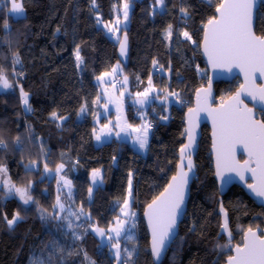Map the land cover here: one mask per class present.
I'll list each match as a JSON object with an SVG mask.
<instances>
[{"label":"trees","instance_id":"trees-1","mask_svg":"<svg viewBox=\"0 0 264 264\" xmlns=\"http://www.w3.org/2000/svg\"><path fill=\"white\" fill-rule=\"evenodd\" d=\"M8 2L0 0V75L11 83L10 90L0 92V168L6 169L14 186L29 187L32 203L25 206L0 190V264H116L86 223L108 228L127 197L131 178V206L132 210L139 206L140 216L137 247L121 264H154L141 215L175 174L185 142L186 110L174 108L173 120L156 127L145 154L115 138L98 146L94 120L100 105L99 79L119 65L128 88L140 93L156 60L169 71L170 90L192 106L195 91L208 75L199 51L202 30L222 0H164L160 9L156 0H21L25 14L18 19L8 13ZM125 3L138 7L130 12L131 24L119 32L115 43L97 24L98 16L101 22H111ZM254 29L264 36V1ZM123 36L129 45L125 63L117 56ZM163 84L162 79L160 90ZM239 86L238 79L216 83L215 104ZM19 88L28 94L29 113L22 110ZM133 96L130 92L126 99ZM125 110L130 124L140 122L133 106ZM256 115L264 121V114ZM200 139L186 216L161 264H223L233 247L241 245L244 232L263 225L264 209L242 189L233 185L220 195L208 127H202ZM60 165L59 175L74 187L69 199L62 196L60 185L58 191V177L45 176L44 170L55 173ZM95 170L101 171L102 182L90 200V173ZM221 206L228 216L230 238L221 232ZM16 213L21 219L9 228L5 216L11 219Z\"/></svg>","mask_w":264,"mask_h":264},{"label":"snow or ice","instance_id":"snow-or-ice-1","mask_svg":"<svg viewBox=\"0 0 264 264\" xmlns=\"http://www.w3.org/2000/svg\"><path fill=\"white\" fill-rule=\"evenodd\" d=\"M164 0H156V3L163 4ZM128 3L124 4V18L128 17ZM182 12H186L185 9H181ZM12 12L23 13L22 4L12 2ZM218 16L210 18L205 25L204 31V51L208 55L209 61L214 66H225L235 63L241 67L244 71L245 68H250L253 71L257 67H260L261 74L264 75V36H256L252 30V14H253V0H222L216 8ZM119 23V21H117ZM7 27V25H5ZM105 27H108L105 25ZM171 25H169L168 34L171 35ZM114 31L113 29H109ZM183 35L187 39H191V36L187 32ZM120 50L123 54L126 50L127 37L120 40ZM76 59L80 62L81 57L77 51ZM18 62V59H17ZM155 63V61H154ZM117 71V69H113ZM127 79V78H125ZM247 80V74H246ZM0 83L4 88H9L11 85L8 81L0 75ZM151 85V80H149ZM241 90L245 91L247 95L251 96L253 100L257 99V93L252 90H248L245 85H241ZM147 99L149 95V89H146L144 93H138ZM259 100L264 102V88L259 89ZM199 98V93H198ZM22 102L28 104V94L21 89ZM234 103L227 106L223 110L217 113L214 120V127L218 122L219 124V141L221 147L217 150V167L218 169L223 166L230 170L237 171V174L244 179L243 174L239 171L241 167L244 170L251 171L253 179L257 180L256 185H249L257 196H264V121H259L253 118L252 109L243 105V101L240 99V92L233 98ZM144 101L141 100L140 103ZM84 109L82 108L81 111ZM191 111V110H190ZM264 111V107L261 108ZM52 117L56 118V113H52ZM107 127V125H105ZM148 125L144 126L143 134L138 137V141L141 148H144L147 144V130ZM216 132H214V136ZM96 139L99 140L100 136L97 135ZM194 139L191 131H189V145ZM242 143L249 152L250 160L245 161L243 166H240L235 161L234 155L231 151V145L233 143ZM214 141V146H215ZM0 145H3V141L0 140ZM184 152V149L181 150ZM255 157V168H250L249 165L252 162L251 157ZM183 155L181 159L183 160ZM63 165H60L57 169L59 171ZM187 167L189 170L193 167L191 158L189 156ZM47 169V165H45ZM0 171H6V169H0ZM98 170L93 173V182L95 183L98 176ZM173 183H170L160 197L153 200L148 205L149 211L145 212V215L149 218V225L152 228L153 245L152 253L154 256L159 257L161 249L164 246V240L167 237L170 229L175 224L176 210L180 207L183 201V187L187 183V173L183 171V164L181 165V171L177 176L172 178ZM13 187H15L13 185ZM129 187H131V181H129ZM171 190V191H170ZM16 193L20 199L25 203H29L32 200V196L28 194V190L15 188ZM91 193V189H89ZM163 198V199H161ZM59 204V197L57 198ZM128 202L125 201L124 208L121 211L124 215H128L125 211ZM62 208L63 205H60ZM223 210V209H222ZM134 215V213L132 214ZM7 224L11 228L19 219H21L19 213H16L11 219H7ZM125 221H121L117 218V224L115 228L110 229V232H115V238H118L124 229ZM227 230V222L223 225ZM100 235H104L103 229H96ZM230 235V233H229ZM131 239V237H127ZM109 239H114L109 237ZM117 249L116 255L120 256L119 240L112 245ZM227 247V245H225ZM127 251V250H125ZM131 256V253H128ZM227 264H264V233L257 235L251 228L244 237L243 247L237 246L235 248V255L228 256Z\"/></svg>","mask_w":264,"mask_h":264},{"label":"water","instance_id":"water-1","mask_svg":"<svg viewBox=\"0 0 264 264\" xmlns=\"http://www.w3.org/2000/svg\"><path fill=\"white\" fill-rule=\"evenodd\" d=\"M262 2H263L262 0H253L252 30L254 34H255L254 28L256 23V13L260 8ZM214 16H218V13L216 11ZM205 25L202 30L203 34H202L199 51L201 52L202 61L205 63L206 71L208 74L207 80L203 87L195 91L193 95L194 97L191 108L184 112L183 118H184V128H185V138H184L185 142L184 145L180 147L178 152V159H177L178 163L175 168V174L168 181L166 188L170 183H173L172 178L174 176H177L178 173L181 171L182 164H183V171L187 173V183L183 187V201L180 204V207L176 210L175 224L170 229L167 237L164 240V246L161 249V254L159 257L154 256L152 253V245H153L152 228L149 225L148 216L145 215V212L149 211L148 205L151 204L153 201L147 204V206H145L141 215L143 225L147 233V237L149 238L148 248L150 252V257L154 264H161L162 261L165 259L164 257L166 256L170 246L178 237L177 235H178L180 223L183 221L184 217L186 216L185 213L188 207L190 188L197 174L194 159L199 150L198 147H199V142L201 140L200 138L202 134V127L205 126L208 127L209 129V138H210L209 149H210V155L214 170V181H216L218 192L220 193V195L222 196L226 194L228 192L227 190L230 189L231 186L235 185L240 189H242L251 201H254L259 207L264 209V196H257L256 193L251 188H249V185H256L258 183L257 180L253 179V174L251 171L244 170L243 167H241L239 171L244 176V179H241V176L237 174V171L230 170L229 168H225L223 166H221L218 169L217 150L221 147L219 141L218 122L216 124V127H214V120L217 116V113L223 110L224 108H226L227 106L232 105L234 103L233 98L236 96L238 92H240V99L243 101V105H241L240 107L246 105L247 108L252 109V114L254 119L258 120L256 115L257 113L261 112L262 114H264V111H261V108L264 107V102H261L258 96L259 89L264 88V75L261 74L260 67H257L255 71H253L250 68H245V70L242 71L241 67L237 66L235 63L225 66H219V65L214 66L213 63L209 61L208 55L204 51ZM124 37L125 36H123L121 40H123ZM128 51H129L128 41L126 44V50L123 54L121 53L120 50V42L118 43L117 56L119 57L120 62L125 63L127 61ZM246 74H247V80H246ZM236 79L239 80L240 86L233 93V95L228 97L225 101L215 104L216 102L215 84L220 82L223 83L232 82ZM241 85H245L248 90L255 91L257 93V99L253 100L252 97L247 95L245 91H242ZM198 93H199V98H198ZM259 121L261 120L259 119ZM189 131H191L194 139L191 141V146L186 148L185 146L189 145L190 143ZM214 132H216L215 136H214ZM214 141L216 142L215 146H214ZM182 149H184L183 153L181 152ZM231 151L232 154L234 155L235 161H237L240 166H243L245 161L250 160L249 152L242 143H238V142L233 143L231 145ZM182 155L184 157L183 160L181 159ZM189 156L191 158L193 165L191 170H189L187 167ZM241 158H243V160H241ZM251 161L252 162L250 163L249 167L255 168L256 163L254 156L251 157ZM165 189L161 193H163ZM161 193L157 197H160ZM247 232L248 230L244 233L246 234ZM254 232H256L257 235L264 233V220H263L262 228L256 229L254 230ZM245 234L243 235L241 245H235L230 255H235V248L237 246L243 247ZM227 259L228 258H226L223 264H227Z\"/></svg>","mask_w":264,"mask_h":264},{"label":"rangeland","instance_id":"rangeland-1","mask_svg":"<svg viewBox=\"0 0 264 264\" xmlns=\"http://www.w3.org/2000/svg\"><path fill=\"white\" fill-rule=\"evenodd\" d=\"M12 2L13 0H9L8 2V13L15 19H18V18H21L24 16L25 12H24V8H23V13H14L12 12ZM15 2L17 3H20L22 4L21 0H15ZM129 7H128V17L127 19L124 18V7L122 8V10L120 11V16H117L115 17V19L111 22H101L100 21V18L98 16V22L97 24L103 29L105 35L113 42H117L119 40V32L122 30V29H126L127 27L130 26V18H131V11L132 9L133 10H136V8L138 7V5H135V4H129ZM23 7V6H22ZM163 7V4H158V8H162ZM117 21H119V23H117ZM105 25H107L108 27H105ZM113 29L114 31H110L109 29ZM118 68H121L119 67V65H117ZM166 72L167 71H163L162 70V67H161V75L158 77V76H155L157 78V81H158V84H159V81H161L162 79L164 80V78L166 77ZM153 74V73H152ZM107 75V74H105ZM115 79V78H114ZM169 82H170V79H169ZM165 83V81H164ZM9 85H11V83H8ZM113 84H114V80H113ZM115 85V84H114ZM164 85V84H163ZM120 88V87H118ZM11 87L9 88H4L2 86V83H0V92H3V91H8L10 90ZM128 90V91H127ZM126 90V93L129 91L132 92L134 94L133 97H131L132 101L135 103V104H140L143 105V106H150L151 103H152V98L151 95H152V92L149 91V95L147 97V99H145L142 95H138L139 92H136V91H133L131 90L130 88H127ZM144 91L146 90V88L143 89ZM125 91V89H124ZM174 91V90H172ZM19 93H20V99H21V89L19 88ZM141 93H143V91H141ZM163 93V89L161 88L160 90V94H159V99L161 98V95ZM177 97H179L180 99H182L180 96H179V93L177 91H175ZM158 99V101H159ZM184 99V98H183ZM182 99V100H183ZM143 100L144 102L143 103H140V101ZM124 101H128L126 98ZM21 103H22V110L26 113H29L30 112V103H29V98H28V104L25 105L23 102H22V99H21ZM124 103V102H123ZM134 105V104H133ZM125 106V105H124ZM191 107V106H190ZM136 111V110H135ZM144 110H141V111H137L135 112V118H140L141 120V114L143 113ZM146 112H144V115H145ZM118 119H121L119 117H117ZM123 120V124L122 123H118V127H117V131L121 137V139H124L125 141H128L130 140L131 138V134L133 131L136 133V136L138 137H141L142 134H143V130H144V126L142 125V122L140 121L139 123L137 124H129V120H125V119H121ZM96 121V125H97V130L95 132V135L94 137H96L97 135L100 134V131L102 130H106L108 127H109V124L103 122L101 123L100 121V118H98V120H94V122ZM119 122V121H118ZM105 125H107V127H105ZM126 128H125V127ZM129 128V130L127 129ZM132 130V132L130 131ZM148 130H147V136H148ZM103 134V133H102ZM123 141V140H121ZM103 144V143H101ZM100 145V144H99ZM98 145V146H99ZM137 146H140L139 142L137 143ZM142 150V149H141ZM142 154H145L146 152H144V150L141 151ZM1 169V168H0ZM62 168L59 169V171H56L55 173L54 172H51V171H48V170H44L45 172V176L46 177H49L51 178L53 175H55L56 177H58V184H57V188H58V191L60 190L59 188V185L61 186V188H63V193L62 196H65L66 198H71L72 197V193H73V189L74 187H72V184L70 182V180L68 181L67 179H65L64 177H61L59 175V173L61 172ZM96 171V170H95ZM93 173L94 171H92L90 173V183H91V193L89 192L88 193V197L89 199L91 200L92 199V194H93V191L95 190V188L100 185L99 181L101 180V171L98 170V176L96 177V181L95 183L93 182ZM98 179V180H97ZM131 181V187H129L128 189V193H127V197L125 199V201L128 202V205H127V208H125V211L128 213V215H124V213L121 211L122 208H124V205H125V201L123 202V204L120 206V210H119V214L117 217H115L113 223L106 229H103L105 234L102 236L100 235L96 229H100L96 224L94 223H91V222H87V227L89 229V231L94 234L97 238V240L100 241V244L102 246H106L108 250H110V254L115 258V261H116V264H121L122 261H125L126 258H129L131 256L128 255V253H131V255H133L135 253V250H136V245H137V223H138V219H139V211L137 212V209H134L132 210V203H133V189H134V184H132V178L130 179ZM129 185V184H128ZM15 188H21V189H25V188H22V187H13V184L11 183V181L8 179L7 177V173L6 171H0V190H3L4 193H6L8 196H11V197H16L18 200H20L25 206L27 205H31L32 203V200L29 201V203L25 204L19 197V195L16 193L15 191ZM26 189L28 190V194L30 195V189L29 187H26ZM59 197V196H58ZM59 202H60V198H59ZM60 204V203H59ZM59 204L56 202V206ZM223 207L221 206L220 207V213H221V232L223 234H225L227 236V238H230L231 237V234L229 235L230 231H229V223H228V216H227V213L225 212V210L223 209ZM134 213V215H132ZM83 217H85L86 219L88 220H91L89 219V214H84ZM117 218H119L121 221H125V224H124V229L123 231L121 232L120 236L118 238H115V232H110L109 230L112 229V228H115L116 227V224H117ZM225 221L227 222V230L224 229L223 225L225 224ZM113 237L114 239H109V237ZM127 237H131V239H128ZM117 239L119 240V251H120V256L117 257L116 255V252H117V249L115 247H113L112 245L116 243ZM127 250V251H125Z\"/></svg>","mask_w":264,"mask_h":264},{"label":"crops","instance_id":"crops-1","mask_svg":"<svg viewBox=\"0 0 264 264\" xmlns=\"http://www.w3.org/2000/svg\"><path fill=\"white\" fill-rule=\"evenodd\" d=\"M115 69H117V71L114 72L112 70L111 72H108L107 75H102L99 79L101 95H100V105H99V110H98L99 112H98L96 120H98V118H100V121L102 120L105 123L109 124V127L106 130L100 131V134H99L100 139L97 140L96 137H94V141L97 145H99L101 143L109 142L113 138L118 139L119 141L123 140L124 142L130 143L131 146H133V148L137 152L142 154L141 151L144 150V152H146L147 148L149 146V143H150V141H149L150 140V134L149 133L147 136L146 146L144 148H141L140 146H137V143L139 142L137 138L139 136L137 137L136 133L134 131L132 132V130H130L132 132V133H130L131 139L128 141L121 139V137L117 131V127L119 126L118 123L123 124V120H121V119L127 120V110H125V106H124L123 102H124L125 98H127L129 96L130 91H129V93L128 92L126 93V90L129 87L128 79H125V77H123L121 75V69L120 68L116 67ZM115 77L116 78L119 77L121 79L120 88H117L113 84V80ZM143 80H145L146 89H149V91L152 92V95L150 97V98H152V103H151V105H152L154 102L158 101V99H159L158 96L160 94V87H158L157 78L155 76H153V74H152V65L148 69ZM149 80H151V85L149 84ZM124 89H125V91H124ZM144 92L145 91L143 90V93ZM130 102H131V105L134 107V109H136L137 111L144 110L143 113L141 114V116H142L141 118H143L146 115L147 111L151 107V105L146 107L143 105L140 106V104H135L131 98H130ZM144 112H146L145 115H144ZM117 117H119L121 119H118ZM139 120H140V118H139ZM129 124H130V122H129ZM127 129L129 130V128H127ZM101 177H102V175H101ZM100 182H102V178L99 181V183ZM100 185H101V183H100ZM128 189H129V187H128Z\"/></svg>","mask_w":264,"mask_h":264},{"label":"built area","instance_id":"built-area-1","mask_svg":"<svg viewBox=\"0 0 264 264\" xmlns=\"http://www.w3.org/2000/svg\"><path fill=\"white\" fill-rule=\"evenodd\" d=\"M264 1V0H262ZM155 61V63H154ZM152 73L155 76L161 75V65L158 64L156 60H153L152 63ZM166 77L164 78L163 93L161 98L157 102V105L152 107V109L147 112V114L141 118L142 125H148V132L151 135L152 132L156 129L157 126L167 124L173 120L172 112L174 108L188 110L190 109V102L187 99H180L177 97L175 91H171L169 87V71L166 72ZM114 84L118 88L121 86V79L115 77ZM125 108H130L131 103L129 101H124ZM137 212L139 211V206L136 208ZM100 253L101 250L98 249Z\"/></svg>","mask_w":264,"mask_h":264}]
</instances>
